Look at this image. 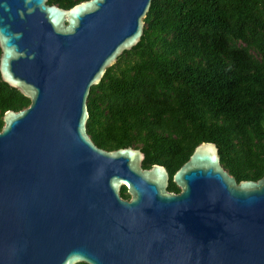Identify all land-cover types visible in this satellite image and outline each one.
Listing matches in <instances>:
<instances>
[{"label":"water","instance_id":"water-1","mask_svg":"<svg viewBox=\"0 0 264 264\" xmlns=\"http://www.w3.org/2000/svg\"><path fill=\"white\" fill-rule=\"evenodd\" d=\"M152 1L0 0V77L30 101L0 132V264H264V177L238 183L202 143L175 194L141 150L88 135L90 90L140 43Z\"/></svg>","mask_w":264,"mask_h":264},{"label":"trees","instance_id":"trees-1","mask_svg":"<svg viewBox=\"0 0 264 264\" xmlns=\"http://www.w3.org/2000/svg\"><path fill=\"white\" fill-rule=\"evenodd\" d=\"M144 21L140 43L90 90L94 144L141 150L144 169L167 170L169 192L180 191L172 177L202 143L217 146L238 183L263 178L264 0H153ZM29 105L0 77V132L7 111ZM121 197L130 199L126 187Z\"/></svg>","mask_w":264,"mask_h":264},{"label":"flooded vegetation","instance_id":"flooded-vegetation-1","mask_svg":"<svg viewBox=\"0 0 264 264\" xmlns=\"http://www.w3.org/2000/svg\"><path fill=\"white\" fill-rule=\"evenodd\" d=\"M179 189V188H178ZM180 190V189H179ZM172 193H174V192H172ZM180 193V191L178 192V193H175V194H179Z\"/></svg>","mask_w":264,"mask_h":264}]
</instances>
